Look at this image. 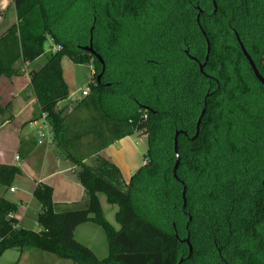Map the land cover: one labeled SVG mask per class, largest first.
I'll return each instance as SVG.
<instances>
[{"label": "trees", "instance_id": "16d2710c", "mask_svg": "<svg viewBox=\"0 0 264 264\" xmlns=\"http://www.w3.org/2000/svg\"><path fill=\"white\" fill-rule=\"evenodd\" d=\"M10 1L17 21L0 34V76H19L44 57L28 71L36 110L76 165L85 200L55 204L52 186L38 182L35 231L0 196V255L36 249L75 264H264V85L242 52L264 78V0ZM47 39L55 50H45ZM64 56L93 66L80 101L95 114L93 154L135 133L147 140L126 184L111 161L77 157L85 132L68 137L56 107L69 97ZM20 173L0 164V185ZM97 194L118 207V229ZM85 222L104 231L106 257L75 238Z\"/></svg>", "mask_w": 264, "mask_h": 264}, {"label": "crops", "instance_id": "0c3cea01", "mask_svg": "<svg viewBox=\"0 0 264 264\" xmlns=\"http://www.w3.org/2000/svg\"><path fill=\"white\" fill-rule=\"evenodd\" d=\"M16 21V11L11 1L0 0V34H2L9 26L16 23ZM54 48L55 47L53 46L52 49ZM41 58L42 57L36 59L31 63L23 65V72L19 76H13L10 78L0 76V164L16 165L21 170V176H23L24 174L28 175L29 181L25 182L24 184L22 181H20V177L15 178L14 181L18 186H22L23 193L27 192L29 194V197L27 198V200H25L26 198L23 196L15 200L7 198L5 196L7 188L9 191L10 187H15V190L13 192H9L11 194L16 193V186L12 185L10 187H4V189L0 188V196H3L4 198L17 205V211L14 216L18 219V224L27 229L31 228L24 226L23 222L27 216L29 204H31L32 200L35 199L33 197V189L38 182H44L52 186V201L55 204L64 205L67 207H70L71 205L80 206L84 203L85 200L84 188L76 178L77 167L69 159L61 158L60 155L56 152L54 145L55 142L53 140L52 134L49 133L47 140L43 142V144L37 143V121L39 116L37 115L36 101L29 85L28 71L31 69L39 68L43 64V62L37 63L39 60H41ZM25 69L26 71L24 72ZM70 95L71 94H69V98ZM33 128H36L35 133L33 131ZM134 135L136 134L125 136L113 142L109 146L100 150L98 153L92 154L91 156L85 158L83 160V163L90 161V159L98 155L116 165L120 173H123V171L131 172L140 164L135 163L134 165H132L130 161V154H128L129 151L124 150L125 148L123 143L126 140L131 139V137H133ZM139 138L142 139V137ZM39 147H42L40 152L42 156V163L44 164L45 162V173L42 170L41 164L40 171L38 172V174H35V176L34 174H29L27 164L30 158L38 153L37 150ZM124 152H126L125 158ZM143 163L144 159L141 164ZM1 186L2 185H0V187ZM100 195L101 194H97V197L105 217V203L101 199ZM105 202H107L106 198ZM19 204H23L24 208H18ZM107 204L112 205L109 203ZM113 206H115L116 209H112L111 213H113V218L115 221V213L117 212L118 207L116 205ZM38 211L39 206L35 210L34 214H31L32 216H30L33 220L34 225H36V228L31 230H39L38 225L35 221V217ZM111 225L115 229L119 228V225L117 223L116 225ZM98 229L102 231L103 238L106 242V248L103 245V249L100 253H94L98 258H104L108 254V244L105 233L100 226L92 222H85L75 228L74 236L76 239H78V231L80 232V237L83 238H86L88 236V233L85 234L86 232H93L95 235L100 236ZM83 240L80 239V241ZM26 252L28 251L26 250L21 253L19 257L20 261L25 258ZM48 260L49 262L53 261L51 259ZM57 262L55 264H58Z\"/></svg>", "mask_w": 264, "mask_h": 264}, {"label": "rangeland", "instance_id": "374dc122", "mask_svg": "<svg viewBox=\"0 0 264 264\" xmlns=\"http://www.w3.org/2000/svg\"><path fill=\"white\" fill-rule=\"evenodd\" d=\"M51 47V48H50ZM45 50H50L53 48L52 42L47 39L44 44ZM44 61V57L41 58L37 63H42ZM39 65V64H38ZM61 67H62V75L65 79V82L68 87V91L70 95V98L68 97L66 100L59 102L57 104V111H59L64 119V123L69 129L70 134H68V137H71V134L78 132H85V135L82 136V138L76 142V152L77 157L80 159H85L89 156H91L94 152V146H95V140H94V134L91 131L93 123V118L95 116L94 112L91 109H88L81 105V91L88 89V81L90 78V74L94 76V70L92 69V64H74L72 63L66 56H64L61 59ZM26 69L24 70V72ZM23 72V71H22ZM38 115V112H37ZM95 125V124H94ZM93 125V127H95ZM90 130V132H88ZM34 133L36 132V128H33ZM131 139L126 140L124 145V150H128V154H130V161L132 165L140 164L135 169H133L131 172H125L121 174V180L124 184L128 183L131 175L142 166V161L144 159V154L146 152L147 148V140L143 134L135 133ZM144 136V137H143ZM139 137H142L140 139ZM56 152L60 155L61 158L66 159L67 153L62 151L60 147H58L56 141H54ZM128 148V149H127ZM41 149L42 147L38 148V153L34 155L32 158H30L28 162V172L29 174H38L41 168L42 164V170L45 173V162L42 163V156H41ZM73 153H75L72 150ZM124 158L126 157V152H124ZM40 156V157H39ZM94 161V158L90 159V161L85 162L87 165H92ZM36 176V175H35ZM20 181L23 182V184L27 181H29V177L27 174H24L21 176L20 174L17 175L15 178H19ZM14 178V180H15ZM11 183L12 186H16V193L11 194L8 191L5 193V196L7 198H11V200H15L20 198L21 196L27 198L29 197V194L23 193L22 186H18L15 181ZM6 186H1L0 188L4 189ZM15 188V187H14ZM26 194V195H25ZM101 199L105 203V217L106 219L113 225H116L113 213H111L112 209H116L113 205H108L107 202H105V196L103 194L100 195ZM24 201V200H23ZM25 202V201H24ZM39 206L38 202L33 199L31 204H29L27 216L24 220V226L35 229L36 225H34L33 220L30 216L31 214H34L35 210ZM18 208L22 209L24 208L23 204H19ZM100 236L95 235L93 232H86L88 233V236L86 238L80 237V232L77 233V239L79 242L83 243L87 247H89L93 252L96 254L100 253L103 249V245L106 248V242L103 238L102 231L99 230ZM84 240H83V239ZM83 240V241H80ZM25 254V258L23 260H19L20 254L17 249H7L0 255V264H55L57 261L58 264H75L72 261L69 260H63L58 257H56L53 254L39 251L36 249H30L27 250ZM41 257V258H40ZM40 258V259H39ZM48 259H51L53 261H50ZM19 260V261H18Z\"/></svg>", "mask_w": 264, "mask_h": 264}, {"label": "water", "instance_id": "95a60500", "mask_svg": "<svg viewBox=\"0 0 264 264\" xmlns=\"http://www.w3.org/2000/svg\"><path fill=\"white\" fill-rule=\"evenodd\" d=\"M201 13V11L199 12V14ZM242 47V46H241ZM82 49L86 52H89L91 53L95 58L98 59V61L101 63V59L99 58V56L97 54H95V52L93 51L91 45H88V46H85V47H82ZM209 51V46L207 47V52ZM242 52L245 56V58L247 59L248 63H249V66L251 67V70L254 74V76L264 85V78L260 75V73L258 72L254 62L252 61V59L250 58V56L247 54V52L242 48ZM100 76L101 74H98L97 77H96V80L99 81L100 79ZM203 112H204V109L202 110L199 118H198V121H197V127L199 125V122L201 120V117L203 115ZM174 150H175V153H176V161H175V165H174V172L177 168V165H178V155H177V148H176V138L174 140ZM175 175V174H174ZM184 193H185V188L183 189V197H184ZM191 251V249L189 248V252ZM182 261V259H180V261L178 262V264H180Z\"/></svg>", "mask_w": 264, "mask_h": 264}, {"label": "built area", "instance_id": "2783aa9c", "mask_svg": "<svg viewBox=\"0 0 264 264\" xmlns=\"http://www.w3.org/2000/svg\"><path fill=\"white\" fill-rule=\"evenodd\" d=\"M51 50H55L54 49H51ZM88 94V89L87 90H82L81 91V98L85 97L86 95ZM37 126H38V129H37V136H38V139H37V143L38 144H43V142H45L48 138V135L50 133V130H51V127H50V124L47 120V115L46 113H41L39 115V118H38V121H37ZM15 190L14 187H10L9 188V191L13 192Z\"/></svg>", "mask_w": 264, "mask_h": 264}]
</instances>
